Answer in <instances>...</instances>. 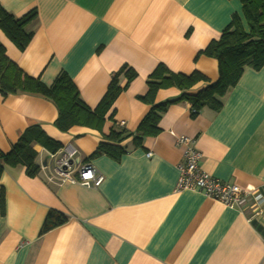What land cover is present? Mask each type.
Segmentation results:
<instances>
[{
	"label": "crops",
	"instance_id": "1",
	"mask_svg": "<svg viewBox=\"0 0 264 264\" xmlns=\"http://www.w3.org/2000/svg\"><path fill=\"white\" fill-rule=\"evenodd\" d=\"M0 5L16 18L37 12L24 51L0 29L6 56L46 86L66 72L92 110L122 67L137 73L101 131L83 126L60 131L52 102L0 93L1 153L39 126L61 143L59 152L75 154L74 178L88 162L104 176L97 188L62 182L54 177L52 154L37 143V176L29 177L22 165L5 166L0 264H263V220L250 222V210L243 213L175 187L182 159L176 138L188 136L203 154L205 172L246 191H264V67L247 69L219 111L205 107L194 114L189 102L173 104L161 115L158 135L138 146L133 141L151 109L138 96L147 92L160 64L175 74L198 71L217 81V61L199 53L220 38L234 14L244 20L240 0H0ZM126 83L121 76L120 86ZM206 85L199 83L190 93ZM181 95L177 88L159 90L155 104ZM121 122L131 135L119 143L126 150L121 159L90 158L100 143H112L106 136ZM51 210L68 220L41 234Z\"/></svg>",
	"mask_w": 264,
	"mask_h": 264
},
{
	"label": "trees",
	"instance_id": "2",
	"mask_svg": "<svg viewBox=\"0 0 264 264\" xmlns=\"http://www.w3.org/2000/svg\"><path fill=\"white\" fill-rule=\"evenodd\" d=\"M244 20L234 14L230 24L223 30L218 40L212 41L199 55L212 58L218 64V79L210 82L202 73L195 71L191 75L175 74L160 64L147 82V92L138 96V100L151 106L150 111L140 123L133 141L136 146L141 145L145 137H153L160 133L158 126L161 115L169 106L189 102L193 113L197 114L205 107L219 111L223 105V98L228 91L235 87L247 69L259 71L264 67V0H240ZM37 12L31 11L22 18H16L0 5V29L7 38L20 50L24 51L33 38V32L28 26L36 19ZM124 76L127 83L120 86V77ZM137 77V73L124 66L115 73L108 86L107 92L96 109H90L80 98L79 91L68 74L62 71L51 86H46L40 79L26 75L18 65L11 61L0 43V93L8 97L18 93L38 95L52 102L58 109L55 126L67 132L73 126H83L95 130H102L107 113L113 107L117 98L128 89L130 83ZM207 85L197 92L190 91L199 83ZM177 88L182 91L179 99L155 104L159 90ZM113 118V114L110 119ZM131 136L124 128H113L106 140L102 142L90 158L107 154L115 160H120L126 153L125 148L119 146L127 137ZM37 143L50 154L58 153L63 146L48 137L39 127L29 128L13 145L10 152H0V177L5 166L26 167V174L35 177L40 172L36 163L38 153L33 144ZM0 203L4 208V192L1 191ZM68 218L55 210L49 211L41 234L47 233L64 223Z\"/></svg>",
	"mask_w": 264,
	"mask_h": 264
},
{
	"label": "built area",
	"instance_id": "3",
	"mask_svg": "<svg viewBox=\"0 0 264 264\" xmlns=\"http://www.w3.org/2000/svg\"><path fill=\"white\" fill-rule=\"evenodd\" d=\"M124 127L125 123H119ZM176 145L182 149V159L177 165L179 173L175 192L198 191L207 198L217 200L230 209L247 213L248 221L253 219L264 221V191H246L237 185L229 184L213 177L201 167L203 154L196 147L194 138L180 136ZM75 154L59 152L52 154L55 161L54 177L62 182L80 183L86 187L97 188L104 182V176L90 163H85L77 170V178L72 176V162ZM151 155L149 154L148 157ZM53 179L50 178V181ZM264 264V261H263Z\"/></svg>",
	"mask_w": 264,
	"mask_h": 264
}]
</instances>
